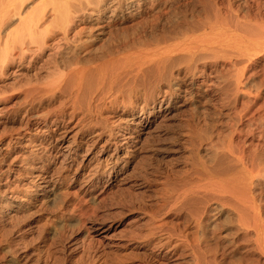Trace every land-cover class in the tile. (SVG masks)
Here are the masks:
<instances>
[{
  "label": "bare ground",
  "instance_id": "1",
  "mask_svg": "<svg viewBox=\"0 0 264 264\" xmlns=\"http://www.w3.org/2000/svg\"><path fill=\"white\" fill-rule=\"evenodd\" d=\"M194 9L204 20L188 19ZM206 101L220 126L211 162L166 176L143 251L93 241L67 250L82 220L49 226L46 210L74 217L95 203L99 177L84 197L62 193L73 181L86 187L94 164L106 178L122 172L118 151L148 124L110 116L165 117ZM185 256L175 264H264V0H0V264Z\"/></svg>",
  "mask_w": 264,
  "mask_h": 264
},
{
  "label": "rangeland",
  "instance_id": "2",
  "mask_svg": "<svg viewBox=\"0 0 264 264\" xmlns=\"http://www.w3.org/2000/svg\"><path fill=\"white\" fill-rule=\"evenodd\" d=\"M174 1L180 8H188L189 5L191 7L192 4H196V0ZM189 15L190 20L202 21L205 17L197 9ZM181 18L182 16L179 15L178 19ZM211 103L206 101L193 108L188 102L165 117L156 114L146 116L139 108L125 109L118 117L110 116L113 119H126L131 126L145 120L148 124H144L139 136L130 146L122 147L118 151L117 155L125 157L127 161L126 168L122 172L111 174L106 178L100 173L99 166L94 164L86 169L93 173V176L86 177L84 184L86 187L79 185L80 180H77L62 193V199L70 198L75 193H80V197H84L83 190L92 179L99 177L101 181L95 191V203L88 202L80 211L75 212L74 217H71L69 212L61 216L60 207L55 206L46 210L49 226L56 221L57 217L63 220L75 217L82 220L79 223L78 239L67 244V250L81 249L93 241L92 244L98 248L101 246L113 250L120 247L128 251L131 249L136 252L143 251L147 246L143 239L156 232L149 216L152 204L153 208L155 207L154 201L157 194L163 190L162 182L166 176L176 182L179 177L189 172L190 166L198 158L207 164L211 162L208 154L209 135L211 130L216 131L220 127ZM191 128H197L198 133L191 132ZM73 202L71 200V203ZM89 207H93L94 211L87 212ZM69 229L70 226H67L64 230H58V236L63 238ZM167 230L169 229L166 227L165 231ZM60 245L63 244H59L58 248ZM159 254V256L164 255V253ZM162 262L189 263L191 257L185 256L169 262L162 260Z\"/></svg>",
  "mask_w": 264,
  "mask_h": 264
}]
</instances>
